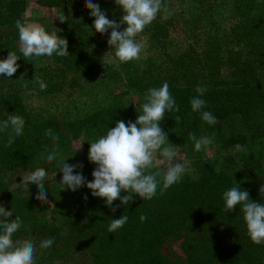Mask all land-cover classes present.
<instances>
[{
  "label": "rangeland",
  "instance_id": "1",
  "mask_svg": "<svg viewBox=\"0 0 264 264\" xmlns=\"http://www.w3.org/2000/svg\"><path fill=\"white\" fill-rule=\"evenodd\" d=\"M10 1L13 0H0V57L6 49L15 51L18 56L22 55L19 52L16 24L4 13L5 6ZM24 1L29 19L43 24L49 31L55 30L58 35L64 23L58 17L63 16L67 21L77 14L74 7V4H78L75 3L77 0H50L53 5H58L51 7L45 5L46 0ZM165 3L173 13L167 19L168 37L163 40H149L143 31L137 37L138 42L144 45L139 60L120 63L115 58L114 50L107 43L111 29L103 35L96 32L95 18L90 15V10L85 17L78 20L84 28L80 36L86 41L85 46L90 57L85 63L66 69L59 92L39 93L35 90L39 85L32 81L35 75L45 82L55 80L53 77L57 74L56 65L53 63L55 55L33 57L31 61L21 56L17 61L20 67L12 77L0 75V101H5L3 105L9 104L7 96H12L10 101L20 96L18 99L26 108L30 124L24 125L23 132L34 130L45 134L49 129L52 132V136H48L51 149L40 151L28 165L3 168L0 164V181L11 194V198L8 194L0 195V206H4L8 211L14 208L13 215L7 218L8 220L15 219L17 215L20 217L22 227L14 234L13 239H30L36 244V264H95L91 252L97 244L96 238L93 234L89 235L87 224L80 225L77 229L71 224L73 220L79 218L80 210L89 201L102 198L92 196L86 184L76 191L63 188L60 184L63 174L56 167L57 161L49 164L46 160V156L54 148L58 156L66 159V163L70 165L82 163L83 168H77L75 172L81 173L87 182L92 181L94 179L92 172L97 165L88 159L89 142L106 134L107 131L100 133L93 128L91 118L100 111L115 108L121 114L118 121L124 120L126 124L128 121L135 122L146 93L138 89L137 83H140L139 87L144 88L150 78H161L171 74L168 57L181 56L191 45L196 46L199 56L202 53L221 59V88L231 87L232 78L229 74L227 52L240 46L231 36L235 0H165ZM101 10L106 13L108 19L117 23L123 15L121 8ZM124 27L126 25L120 30ZM13 32L17 34L13 35ZM22 75L23 78H20ZM258 84L264 91V69L258 72ZM116 122L111 128L115 127ZM193 123L194 120L189 118L171 125L164 120L161 122L160 126L168 134L169 142L176 147L178 161L181 163L184 160L190 161L182 179L166 191L174 190L187 181L198 182L199 167L207 162L218 164V168L230 174L235 183H242L246 176L244 169L238 168L233 160H239L243 153L249 151L250 145L223 149L212 143L207 150L197 152L193 142L189 140V134L193 133L198 138L201 136L210 138V135L206 127L197 121L196 125ZM251 129V124L241 115H234L224 131L227 136H232L251 133ZM9 130L11 129L0 132V137ZM56 137L58 139H55ZM258 143L259 141L255 145ZM161 159L162 157L157 154V166L150 171L163 168V165L159 164ZM37 167L44 168L47 172L44 181L48 193L47 202H35L37 206L24 213L22 202L36 197L38 189L35 184H29L28 188H25L22 184L23 175ZM261 171L260 187L264 186V157ZM59 234L65 235V238L60 239ZM187 236L188 234L183 231L162 236L151 244V257L157 258L162 264H189L185 252ZM198 237L204 238V233H200ZM47 238H54L53 245L41 249L40 242Z\"/></svg>",
  "mask_w": 264,
  "mask_h": 264
},
{
  "label": "trees",
  "instance_id": "2",
  "mask_svg": "<svg viewBox=\"0 0 264 264\" xmlns=\"http://www.w3.org/2000/svg\"><path fill=\"white\" fill-rule=\"evenodd\" d=\"M76 1V0H75ZM74 4L77 14L62 24L59 36L68 41L69 55L53 57L57 74L54 81H46L47 90L39 93L54 94L63 85L65 71L85 63L89 59V50L85 39L80 34L84 32L82 23L78 21L85 17L90 9L85 7V0H77ZM100 8H120L115 0H92ZM47 6L53 2L46 0ZM60 6V5H59ZM11 22L16 24L22 19L26 11L24 0L7 2L4 10ZM232 39L240 45L227 52L229 74L232 84L229 89L222 87L221 59L219 57L197 55L196 46L190 48L179 57H168V64L172 73L166 77L150 78L144 88L147 92L153 87H160L164 82L169 84L170 92L175 98L180 111L166 113L164 121L168 125L183 121L186 118L194 120L206 127L213 144L223 149L232 146H249V151L243 153L239 160H233L238 168L244 169L246 175L241 190H247L250 199L264 203V195L259 192L262 175V159L264 157V91L258 84V72L264 69V0H235L232 14ZM149 40H163L168 37L169 26L162 14L144 29ZM13 32V35H16ZM5 50L0 59L8 55ZM151 82V84H149ZM149 84V85H148ZM197 85L207 88L202 99L207 103L206 111H210L218 123L209 125L201 119L199 112H193L190 99L198 95ZM9 104L0 101V120L4 121L8 115L16 114L23 117L25 124H30L29 116L20 96L11 100ZM8 102V101H6ZM120 113V112H119ZM117 109L100 111L91 118L93 128L100 133L106 132L114 122L121 119ZM234 115H241L251 124L252 132L242 135L227 136L224 128ZM179 117V120L176 117ZM9 130L0 137V164L3 168L20 167L31 163L40 152L51 149L50 139L43 132L31 130L16 137L10 147H5L9 138ZM259 141L258 144L255 143ZM200 180L187 181L178 188L157 194L151 200H142L138 194L133 195V201L123 205L118 199L113 207V213L104 199L92 200L82 208L79 218L73 220L71 226L79 228L88 225L89 235L93 234L97 240L92 249V260L95 264H162L150 255V246L162 236L176 231L188 234L185 242V252L189 264H264V244H254L247 235V228L240 206L226 212L223 193L227 189L237 186L230 174L218 168V164L203 163L199 167ZM8 194L10 190L0 181V195ZM121 195H127L122 193ZM38 202L36 197L22 202L24 213L33 210ZM147 219L141 222L140 216ZM127 215V223L114 233L108 232L110 219H118ZM204 233V238H199ZM58 237L65 238L59 234ZM63 238V239H64Z\"/></svg>",
  "mask_w": 264,
  "mask_h": 264
},
{
  "label": "clouds",
  "instance_id": "3",
  "mask_svg": "<svg viewBox=\"0 0 264 264\" xmlns=\"http://www.w3.org/2000/svg\"><path fill=\"white\" fill-rule=\"evenodd\" d=\"M115 4L123 11L119 23L108 19L99 4L85 0V7L91 10L90 15L95 18L96 32L103 35L111 29L107 43L114 50L115 58L120 63L139 60L144 45L138 42L137 37L157 19L159 14L162 13V19L166 20L173 13L165 0H115ZM58 18L61 22L66 21L63 16ZM123 25L126 27L120 30ZM15 26L19 36V52L22 55L18 56L15 51H10L7 58L0 59V75L12 77L20 67L17 61L21 56L31 61L33 57L69 55L68 41L61 38L55 30L49 31L43 24L31 21L28 11L23 13L22 19L16 21ZM20 78H23V75ZM32 81L39 85L41 91L47 90L46 82L38 75H35ZM195 91L198 95L190 99L192 111L199 112L204 122L214 126L218 119L210 111L204 110L207 103L201 98L207 91L206 86L197 85ZM179 111V105L172 96L167 82L160 87L148 89L135 122L128 121L126 124L124 120H119L106 134L89 142L88 159L97 165L92 172L94 179L90 182H87L81 173L75 172L77 168H83L82 163L76 165L66 163V159L58 156L55 148L46 156V160L49 164L57 161L56 167L63 174L60 184L64 189L76 191L86 184L92 196L104 199L113 213L119 207V205L113 207L114 201L118 199L123 205L132 202L134 194H138L142 200H151L156 196L158 188L163 194L178 183L190 164L187 160L182 163L178 161L176 147L169 142L168 134L160 126L166 113ZM176 119L179 120V117ZM24 125L23 117L16 114H10L6 120L0 122V132L11 129L5 147H10L16 137L23 134ZM45 135L51 137V130L46 131ZM189 140L193 142L197 152L207 150L213 143L211 138L207 136L198 138L193 133L189 134ZM157 154L162 157L159 164L163 165V168L150 171L157 166ZM46 176V170L41 167L23 175L22 184L25 188H28L29 184H35L38 189L36 199L42 203L47 202L48 197L44 183ZM259 192L264 195V186L260 187ZM122 193L127 195H121ZM84 198L87 199V196ZM223 200L226 212L235 210L237 205L240 206L247 235L254 244H264V203L251 200L249 192L241 190L239 184L224 191ZM13 212L14 208L8 211L4 206H0V264H36V244L30 239H13L14 234L22 227L18 215L13 220L7 219L12 217ZM128 219L127 215L110 219L108 232H116ZM146 219L145 215L140 216L141 222ZM53 243L54 238L43 239L39 247L47 249Z\"/></svg>",
  "mask_w": 264,
  "mask_h": 264
}]
</instances>
